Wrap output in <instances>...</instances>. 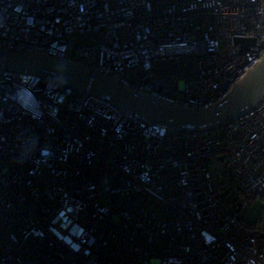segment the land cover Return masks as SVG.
<instances>
[{"label":"built area","instance_id":"built-area-1","mask_svg":"<svg viewBox=\"0 0 264 264\" xmlns=\"http://www.w3.org/2000/svg\"><path fill=\"white\" fill-rule=\"evenodd\" d=\"M0 48L211 107L264 56V0H0ZM255 198L264 102L220 130L171 132L0 68V264H264V217L236 216Z\"/></svg>","mask_w":264,"mask_h":264},{"label":"water","instance_id":"water-1","mask_svg":"<svg viewBox=\"0 0 264 264\" xmlns=\"http://www.w3.org/2000/svg\"><path fill=\"white\" fill-rule=\"evenodd\" d=\"M243 50L253 39H236ZM0 68L49 78L78 92L106 96L123 113H135L145 123L164 124L171 132L220 130L240 115L264 102V56L232 85L211 107H190L134 91L113 76L94 72L90 67L66 62L43 52L3 50Z\"/></svg>","mask_w":264,"mask_h":264},{"label":"rangeland","instance_id":"rangeland-1","mask_svg":"<svg viewBox=\"0 0 264 264\" xmlns=\"http://www.w3.org/2000/svg\"><path fill=\"white\" fill-rule=\"evenodd\" d=\"M236 216L244 223L250 225L260 221L264 217V198L253 199L242 207Z\"/></svg>","mask_w":264,"mask_h":264},{"label":"trees","instance_id":"trees-1","mask_svg":"<svg viewBox=\"0 0 264 264\" xmlns=\"http://www.w3.org/2000/svg\"><path fill=\"white\" fill-rule=\"evenodd\" d=\"M226 171H225V168H224V170L221 172V175H223V176H225L226 177ZM215 176H216V174H214ZM218 179V178H217Z\"/></svg>","mask_w":264,"mask_h":264}]
</instances>
